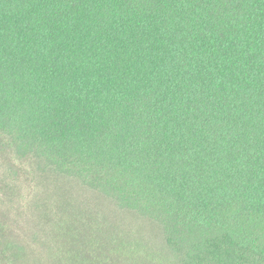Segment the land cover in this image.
Here are the masks:
<instances>
[{
  "label": "trees",
  "instance_id": "16d2710c",
  "mask_svg": "<svg viewBox=\"0 0 264 264\" xmlns=\"http://www.w3.org/2000/svg\"><path fill=\"white\" fill-rule=\"evenodd\" d=\"M5 153L160 225L155 245L62 207L54 264H264V0H0ZM13 211L39 214L0 207V264Z\"/></svg>",
  "mask_w": 264,
  "mask_h": 264
},
{
  "label": "rangeland",
  "instance_id": "374dc122",
  "mask_svg": "<svg viewBox=\"0 0 264 264\" xmlns=\"http://www.w3.org/2000/svg\"><path fill=\"white\" fill-rule=\"evenodd\" d=\"M17 167L8 154L1 156L0 207L14 210L22 204L35 203L39 212L28 221L19 220L21 218L16 215V211L12 212L13 217L11 212L10 218L6 216L5 224L20 228L21 237L16 238L18 247H22L17 259L18 264H54L58 257L65 259V253L71 252L62 237H54L52 234V228L58 227L61 222L59 215L62 207L69 215L67 223L77 222L82 218L78 215L79 209V212L87 216L86 223L89 226L116 224L125 236L132 235L140 238L142 242L162 244L163 235L159 224L134 212L122 211L112 200L88 190L79 181L57 177L53 172L47 171L35 177L32 169L17 171ZM11 175L16 180L12 185L9 183ZM88 216L97 220L89 219ZM74 217H77L75 221L72 220ZM91 229L94 228L91 226ZM9 240H12L11 237Z\"/></svg>",
  "mask_w": 264,
  "mask_h": 264
}]
</instances>
